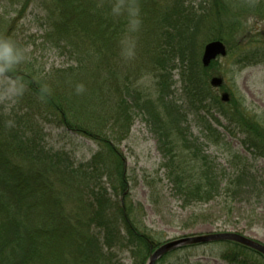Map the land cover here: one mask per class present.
Returning a JSON list of instances; mask_svg holds the SVG:
<instances>
[{"label": "trees", "instance_id": "trees-1", "mask_svg": "<svg viewBox=\"0 0 264 264\" xmlns=\"http://www.w3.org/2000/svg\"><path fill=\"white\" fill-rule=\"evenodd\" d=\"M9 1L45 7L43 36L56 46L71 45L78 66L43 74L31 62L5 68L0 60V73L13 80L16 92L7 101L0 92V264H124L121 254L135 251L138 264L146 263L154 241L134 215L131 179L119 149L125 135L118 127L130 131L138 110L144 109L158 136L166 175L184 204L241 194L243 182L255 179L246 158L228 155L231 165L224 166L203 148L207 141H221L220 131L207 123L219 113L246 134L243 143L254 160L264 159V124L245 121L236 103L233 109L232 102L216 96L195 50L202 31L215 30V40L235 44L243 66L264 64L263 31L253 34L247 26L251 14L264 20L263 0H202L197 5L195 0ZM135 11L139 36L155 32L152 49H146L156 54L155 94L132 92L126 82L119 89L117 75L110 72L112 60L119 57L117 46L132 36ZM245 32L246 45L235 41ZM178 58L188 101L183 109L169 98L172 84L166 74ZM109 91L116 100L110 118L99 112L107 106ZM194 113L204 123L205 142L183 124V115ZM47 125L93 140L98 149L78 162L69 150L48 145ZM221 242L232 247L223 255L230 264H264V255L254 249Z\"/></svg>", "mask_w": 264, "mask_h": 264}, {"label": "rangeland", "instance_id": "rangeland-1", "mask_svg": "<svg viewBox=\"0 0 264 264\" xmlns=\"http://www.w3.org/2000/svg\"><path fill=\"white\" fill-rule=\"evenodd\" d=\"M201 1L195 0L194 3L197 5ZM135 13L129 29L132 36L117 46L119 57L112 60L110 72L112 76L117 75L116 87L119 89L123 88L126 82L131 85L132 92H138L140 89L155 94L159 80L156 54L146 50L152 49L150 43L155 37L151 34L155 32L150 30V33L146 32L139 36L137 31L140 22L137 18L138 12ZM47 14L45 7L36 2L30 7H23L18 4L12 5L9 0H0V40L7 38L13 42L14 54L18 52L22 57L19 61L33 63L36 71L43 74L52 69L77 67V56L71 45L56 46L54 41H48L43 36L46 28L43 24ZM251 16L253 17L248 19L247 25L251 33L263 31L264 34V20L256 19L254 14ZM215 33H217L215 30L208 29L202 31L200 35L195 56L201 64L205 46L215 41L212 36ZM246 35L247 32L240 33L235 37V41H242V44L246 45L249 42ZM261 38L257 40H262ZM220 41L225 43L228 53L225 57H218L212 67L207 68L210 86L214 77H221L224 81L221 87L211 86L216 96L222 100V95L227 93L232 102L231 106L234 109L236 103L237 114L244 115L245 121L254 118L264 124V64L243 66L240 63L243 59L242 54L235 49V44L231 46L232 44L228 45L225 41ZM174 64L173 69L166 72L172 84L169 98L183 109L188 106L186 91L183 89V68L179 58ZM3 84L6 86L4 85L5 88L2 90ZM165 91L168 95V90ZM0 92L1 99L6 101L16 93L13 80L1 73ZM111 94L109 91L106 99L108 107L99 109L101 114L105 112L109 118L113 116V112H116L112 109L116 103L115 95ZM231 106L227 108L231 109ZM138 111L130 131L125 128V123L122 124L124 128L118 127L125 135V139L119 144V149L131 179L130 196L136 208L134 215L139 221L142 220L143 227L152 237L154 250L183 237L224 232L238 233L264 244V159L254 160L243 143L246 134L235 128V124L228 122L229 119L224 115L222 117L219 113H213L214 116L210 117L207 123L219 130L223 138L221 137L220 142L218 140V145L207 141L203 148L224 166L231 165L228 155L246 158L247 163L254 166L252 170L255 179L243 182L245 188L241 194L237 193L235 196L231 195L232 193L223 194L207 203L184 204L175 194L173 185L166 175L158 136L152 132L146 120L147 116L143 115L144 109ZM183 116L185 117L183 124L188 125L192 130L190 134L196 136L199 142H203L206 132L205 130L203 132L204 123L200 122L202 119L196 116V113ZM46 131L49 134L47 137L49 146L69 150L73 159L78 162L90 159L98 149V145L93 140L77 133L48 125ZM233 188L236 190L237 184L233 185ZM183 247L177 248L179 250L170 256L167 255L172 251L165 254L156 264H230L223 258L225 253L232 251V247L227 243L215 241ZM135 252L121 254L124 264H138V253ZM161 259L163 260L160 261ZM255 260L257 261V257Z\"/></svg>", "mask_w": 264, "mask_h": 264}, {"label": "water", "instance_id": "water-1", "mask_svg": "<svg viewBox=\"0 0 264 264\" xmlns=\"http://www.w3.org/2000/svg\"><path fill=\"white\" fill-rule=\"evenodd\" d=\"M228 53L227 46L224 42L220 40H215L208 43L205 46L203 57H202V65L204 68H208L213 61L217 60L218 57H225ZM223 79L221 77H214L211 80V86L215 88H219L223 85ZM230 98L227 93L222 95L223 102H229ZM215 241H232L254 249L255 251L264 255V244L252 240L244 235L233 233V232H224V233H216L210 235H196V236H187L183 237L177 241H173L167 243L155 251L151 253L148 260L145 264H156V262L162 258L165 254L183 246L188 245H198L204 244L208 242H215Z\"/></svg>", "mask_w": 264, "mask_h": 264}, {"label": "clouds", "instance_id": "clouds-1", "mask_svg": "<svg viewBox=\"0 0 264 264\" xmlns=\"http://www.w3.org/2000/svg\"><path fill=\"white\" fill-rule=\"evenodd\" d=\"M0 50L3 51L0 60L3 61L5 68L11 67L22 58L18 52L14 54V45L10 41L0 40Z\"/></svg>", "mask_w": 264, "mask_h": 264}, {"label": "flooded vegetation", "instance_id": "flooded-vegetation-1", "mask_svg": "<svg viewBox=\"0 0 264 264\" xmlns=\"http://www.w3.org/2000/svg\"><path fill=\"white\" fill-rule=\"evenodd\" d=\"M232 97V96H231ZM235 102V101H234Z\"/></svg>", "mask_w": 264, "mask_h": 264}]
</instances>
